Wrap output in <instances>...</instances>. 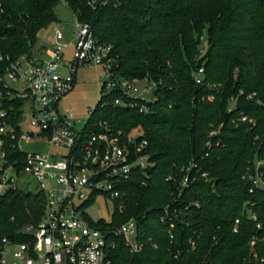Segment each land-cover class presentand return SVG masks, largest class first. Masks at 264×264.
<instances>
[{
	"label": "trees",
	"instance_id": "1",
	"mask_svg": "<svg viewBox=\"0 0 264 264\" xmlns=\"http://www.w3.org/2000/svg\"><path fill=\"white\" fill-rule=\"evenodd\" d=\"M61 1L0 0V69L7 56L33 54L39 33L59 21ZM64 1L76 20L114 45L120 77L156 83L154 102L121 89L102 95L85 126L126 134L140 128V140L148 141L151 164L134 170L124 197L114 202L112 222H97L137 219L141 250L131 252L125 238L116 237L111 264H264V191L251 193L246 177L253 160L264 157V0ZM200 66L202 84L195 79ZM233 97L238 99L230 111ZM241 111L257 124L239 121ZM213 130L217 134L210 136ZM191 161L198 170L184 187L182 167ZM247 201L257 202L258 221L244 215ZM44 202L42 192L0 196V235L38 222Z\"/></svg>",
	"mask_w": 264,
	"mask_h": 264
},
{
	"label": "built area",
	"instance_id": "2",
	"mask_svg": "<svg viewBox=\"0 0 264 264\" xmlns=\"http://www.w3.org/2000/svg\"><path fill=\"white\" fill-rule=\"evenodd\" d=\"M75 34L74 56L65 63L63 59L68 44L63 41L64 31L59 23L48 58L23 54L10 60L7 56L8 63L0 69V82L6 90L0 93V196L20 190L42 192L45 196L38 222L23 224L9 234L0 235V264H111L116 237L125 238L131 252H139L142 248L137 238L136 218L119 225L101 226L97 222L102 217L95 219L89 207L101 195L114 202L124 197L125 184L132 178L134 170L151 164L150 155L144 151L148 141L140 140L143 133L138 131L126 134L108 127L99 131H87L85 127L78 130L76 123L61 114L58 104L74 88L76 71L81 65L105 69L103 96H109L114 89H121L129 97L154 102L156 83L147 77H120L116 73L119 64L114 45L100 41L90 23L77 20ZM62 65L70 71L67 77L60 73ZM204 74L205 67L200 66L195 73L199 84L203 83ZM141 80L148 83L145 90L153 93L150 99L137 94L135 83ZM15 83L19 87H15ZM255 95L253 93L249 97ZM237 99L233 97L232 101ZM8 101H20L21 104L18 107L7 106ZM115 103L124 102L116 99ZM143 108L149 110V107ZM235 108L230 107L229 110ZM27 110L32 125L40 129L36 142L46 143L48 150L26 148L34 140L33 134L25 127ZM238 120L252 126L257 124L245 111L240 112ZM216 134L217 131L213 130L210 136ZM211 146L212 141H209L208 149ZM194 169L198 170L194 161L183 165L184 187L195 180L192 177ZM202 176L209 179L207 173H202ZM246 177L251 193L264 191V157L253 160ZM33 180L38 183L37 191L30 188ZM90 200L94 202L88 205ZM256 204V201H247L244 210V215L254 221L259 219L253 208ZM123 208L121 203L120 211ZM112 218L103 219L110 223ZM240 223L241 217L236 218L235 232L239 231ZM257 226L262 227V223L258 222ZM190 243L194 247V239H190ZM254 244L255 240L251 242L252 246Z\"/></svg>",
	"mask_w": 264,
	"mask_h": 264
},
{
	"label": "rangeland",
	"instance_id": "3",
	"mask_svg": "<svg viewBox=\"0 0 264 264\" xmlns=\"http://www.w3.org/2000/svg\"><path fill=\"white\" fill-rule=\"evenodd\" d=\"M59 21L52 23L48 27L44 28L38 35L35 43L32 47V52L34 56L43 58L46 53L44 48H48L53 45L55 39V29L60 23L64 31L63 41L68 43L66 48V58L72 59L75 51V40H76V17L64 0H62L56 8ZM200 49L207 50V38L202 37V44ZM60 73L62 76L67 77L70 73L68 67L61 66ZM106 75V71L102 66H88L81 65L77 68L76 71V83L74 88L65 95L59 102L58 108L61 114L70 122L76 123V128L82 130L87 124L91 111L97 106L103 92L102 85ZM14 86H18V83H15ZM135 86L138 88L137 94L145 99H150L153 95L151 91L145 90L148 86V83L144 80L137 81ZM132 102H135L132 100ZM235 101L231 103V107H234ZM254 119V118H252ZM25 127L29 133L33 134V142L28 144L26 148L28 150L34 151H44L48 150L49 146L46 143H38L37 138L40 133V129L34 127L29 119L28 110L26 111L25 116ZM141 132L143 130L136 128L131 132ZM32 191H37L39 189L38 183L33 180L32 185L30 186ZM115 211L114 201L112 199H107L104 196H99L95 203L89 207L90 214L95 218H105L110 220L113 217Z\"/></svg>",
	"mask_w": 264,
	"mask_h": 264
},
{
	"label": "crops",
	"instance_id": "4",
	"mask_svg": "<svg viewBox=\"0 0 264 264\" xmlns=\"http://www.w3.org/2000/svg\"><path fill=\"white\" fill-rule=\"evenodd\" d=\"M68 44V43H67ZM69 45V44H68ZM52 46H49L48 48H44L43 50H44V52L46 53L45 55V57H43V58H41V59H45V58H48L49 57V49L51 48ZM68 47V46H67ZM65 52H66V50H65ZM69 60H71V59H67L66 58V54H64V59H63V62L65 63V62H67V61H69ZM77 78V77H76Z\"/></svg>",
	"mask_w": 264,
	"mask_h": 264
}]
</instances>
